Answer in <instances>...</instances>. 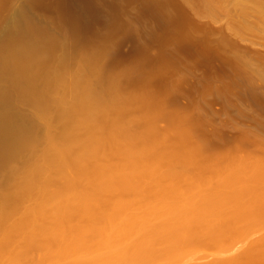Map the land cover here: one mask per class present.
I'll list each match as a JSON object with an SVG mask.
<instances>
[{
	"label": "bare ground",
	"instance_id": "obj_1",
	"mask_svg": "<svg viewBox=\"0 0 264 264\" xmlns=\"http://www.w3.org/2000/svg\"><path fill=\"white\" fill-rule=\"evenodd\" d=\"M23 11L0 44V80L34 105L17 124L0 94V264H249L264 250V206L241 200L264 189V161L206 175L185 142L170 148L147 120L135 133L114 76L96 91L31 31L15 39Z\"/></svg>",
	"mask_w": 264,
	"mask_h": 264
},
{
	"label": "rangeland",
	"instance_id": "obj_2",
	"mask_svg": "<svg viewBox=\"0 0 264 264\" xmlns=\"http://www.w3.org/2000/svg\"><path fill=\"white\" fill-rule=\"evenodd\" d=\"M22 10L28 25L15 39L31 31L51 51L47 63L65 57L66 70L96 91L114 76L135 133L147 120L170 148L185 142L206 175L230 157L264 161V0H0V44ZM12 83L0 80V94L11 96L6 116L25 125L34 105ZM241 200L264 206V189ZM242 260L264 264V250Z\"/></svg>",
	"mask_w": 264,
	"mask_h": 264
}]
</instances>
